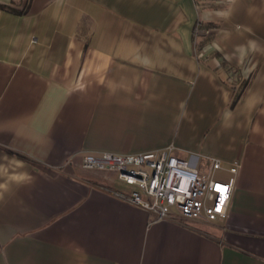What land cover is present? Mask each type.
<instances>
[{
  "label": "crops",
  "instance_id": "0c3cea01",
  "mask_svg": "<svg viewBox=\"0 0 264 264\" xmlns=\"http://www.w3.org/2000/svg\"><path fill=\"white\" fill-rule=\"evenodd\" d=\"M203 1L0 0V264H264V0ZM168 145L239 164L225 219L151 222L81 166Z\"/></svg>",
  "mask_w": 264,
  "mask_h": 264
},
{
  "label": "built area",
  "instance_id": "2783aa9c",
  "mask_svg": "<svg viewBox=\"0 0 264 264\" xmlns=\"http://www.w3.org/2000/svg\"><path fill=\"white\" fill-rule=\"evenodd\" d=\"M179 151L168 145L138 154L87 153L82 157L81 166L115 172L119 180L131 187L128 193L119 195L151 213V222L225 219L239 164L235 162L224 168L219 159L210 158L206 167L200 169L181 157ZM221 170L228 176H218Z\"/></svg>",
  "mask_w": 264,
  "mask_h": 264
},
{
  "label": "trees",
  "instance_id": "16d2710c",
  "mask_svg": "<svg viewBox=\"0 0 264 264\" xmlns=\"http://www.w3.org/2000/svg\"><path fill=\"white\" fill-rule=\"evenodd\" d=\"M203 4H208V2H205V0L202 2ZM214 25L210 22H204L201 19H197L194 27H193V44L195 47L196 55H200L199 57L202 59H206V55H204L205 51L209 48L210 41L212 39L211 33H209L208 29ZM220 66H222V72H220V75H222V79L228 83L232 89H233V96L230 102V105L232 106L235 101L238 99V97L244 92L245 88L248 85V78H237L232 80L230 78L231 75L234 73H238L239 68L230 64H227L225 62H220ZM219 67V66H218Z\"/></svg>",
  "mask_w": 264,
  "mask_h": 264
},
{
  "label": "snow or ice",
  "instance_id": "6c2138e0",
  "mask_svg": "<svg viewBox=\"0 0 264 264\" xmlns=\"http://www.w3.org/2000/svg\"><path fill=\"white\" fill-rule=\"evenodd\" d=\"M221 191H227L226 189H220ZM221 203H223V200L221 201ZM219 210V209H218Z\"/></svg>",
  "mask_w": 264,
  "mask_h": 264
},
{
  "label": "rangeland",
  "instance_id": "374dc122",
  "mask_svg": "<svg viewBox=\"0 0 264 264\" xmlns=\"http://www.w3.org/2000/svg\"><path fill=\"white\" fill-rule=\"evenodd\" d=\"M116 174V173H115ZM219 175V174H218ZM221 175V174H220Z\"/></svg>",
  "mask_w": 264,
  "mask_h": 264
}]
</instances>
